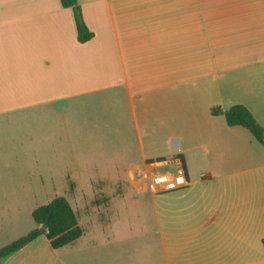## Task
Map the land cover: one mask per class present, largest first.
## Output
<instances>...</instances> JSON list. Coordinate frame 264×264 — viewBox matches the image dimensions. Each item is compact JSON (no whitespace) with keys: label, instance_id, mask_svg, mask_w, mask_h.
I'll return each mask as SVG.
<instances>
[{"label":"crops","instance_id":"0c3cea01","mask_svg":"<svg viewBox=\"0 0 264 264\" xmlns=\"http://www.w3.org/2000/svg\"><path fill=\"white\" fill-rule=\"evenodd\" d=\"M78 2L85 43L62 0H0V120L22 112L28 154L69 157L83 229L0 264H264V145L211 111L264 126V0ZM80 155L106 173L80 180ZM173 158L189 186L153 193L138 176Z\"/></svg>","mask_w":264,"mask_h":264},{"label":"rangeland","instance_id":"374dc122","mask_svg":"<svg viewBox=\"0 0 264 264\" xmlns=\"http://www.w3.org/2000/svg\"><path fill=\"white\" fill-rule=\"evenodd\" d=\"M22 114V112L17 113L13 124H10V121L0 120V124L4 126L0 129V182L13 183L12 187H4L0 183V248L37 227L32 216L35 209L56 197L64 196L69 199L68 195L73 191V180L68 175L74 172L72 171V174L66 172L68 156H60L56 159L52 152L44 158V156L30 155L26 151L24 144L26 130L25 127L23 128ZM86 159V156H79V167L82 169L78 174L80 180L87 179L88 175L96 171L106 173V165L98 162L87 164ZM149 169L138 178L145 181L144 175ZM128 176L130 177V173ZM5 189L6 191L3 192ZM82 189L85 188H77L75 194L80 196ZM129 242L148 246L153 244L150 236Z\"/></svg>","mask_w":264,"mask_h":264},{"label":"trees","instance_id":"16d2710c","mask_svg":"<svg viewBox=\"0 0 264 264\" xmlns=\"http://www.w3.org/2000/svg\"><path fill=\"white\" fill-rule=\"evenodd\" d=\"M62 5L66 8H72L74 12L78 40L81 43L90 41L94 37V32L87 26L78 0H62ZM211 111L213 115H224L229 126H242L248 129L264 145V126L258 122L254 114L246 106L238 104L227 110L216 106ZM32 216L38 226L29 233L0 248V262L42 235L47 237L55 249L70 244L83 235L78 216L71 203L64 196L56 197L51 202L38 207L34 210ZM47 222L48 228H45L44 226Z\"/></svg>","mask_w":264,"mask_h":264},{"label":"built area","instance_id":"2783aa9c","mask_svg":"<svg viewBox=\"0 0 264 264\" xmlns=\"http://www.w3.org/2000/svg\"><path fill=\"white\" fill-rule=\"evenodd\" d=\"M179 158H173L177 163L171 165L165 161L152 162L149 171L144 175L145 182L155 194L177 191L189 186L186 170ZM164 168V169H162ZM168 168H172L171 170Z\"/></svg>","mask_w":264,"mask_h":264},{"label":"water","instance_id":"95a60500","mask_svg":"<svg viewBox=\"0 0 264 264\" xmlns=\"http://www.w3.org/2000/svg\"><path fill=\"white\" fill-rule=\"evenodd\" d=\"M45 228H48V222L45 224V226H44Z\"/></svg>","mask_w":264,"mask_h":264}]
</instances>
